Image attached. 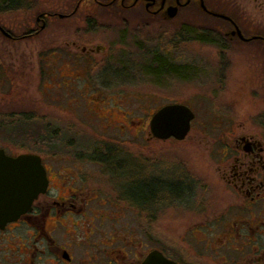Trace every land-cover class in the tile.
Masks as SVG:
<instances>
[{"label": "flooded vegetation", "instance_id": "af4514ba", "mask_svg": "<svg viewBox=\"0 0 264 264\" xmlns=\"http://www.w3.org/2000/svg\"><path fill=\"white\" fill-rule=\"evenodd\" d=\"M45 2L17 0V11L28 16L19 37L9 34L11 39H5L40 43L42 34L51 32L49 59L53 71L47 73V82L54 85L57 76L65 86L44 89L70 95L68 100L74 103L68 133L59 134L54 128L51 139L56 148L63 142L66 148L69 141L91 142L99 135L102 142L97 137L94 141L98 145L91 151L75 152L68 147L36 154L47 187L29 211L0 228V264H142L154 250L176 264H202L204 258L212 260L206 264H264V110L255 116L257 130L236 125L228 134L214 137L207 151L206 175L188 171L166 158L161 160L178 165V170L154 173L161 160L152 151L111 149L104 141L109 138L103 137L108 132H128L133 141L144 130L143 124L128 119L132 113L123 114L126 127L112 125L111 111L122 107L118 99L121 88L109 89L107 80L128 70L133 75L151 74L155 62L164 74L178 79L200 73L185 68L187 34L194 41L208 44L210 41L197 37L202 29L214 30L223 43L254 46L264 58V0ZM171 8L176 9L173 18L167 15ZM195 18L205 22L207 28L199 24L187 30V24L194 25L186 20ZM155 28L163 36L156 54L153 50L149 56L139 51L123 60L122 55L107 51V35L111 32H119L116 46L123 47L127 31H150L143 37L150 44ZM236 29L244 40L232 35ZM170 30L175 34L173 39L169 38ZM210 44L216 46L215 42ZM133 46L140 45L134 42ZM61 61L67 72L64 77L58 70ZM102 96L104 101L100 100ZM138 125L139 130H131ZM144 140L155 139L149 132ZM174 207L180 212H193L195 220L186 230L194 238L193 251L191 247L187 253L185 248L180 252L153 247L139 250V239L151 236L154 220L159 215L168 218ZM127 221L132 226L123 227L122 222Z\"/></svg>", "mask_w": 264, "mask_h": 264}, {"label": "rangeland", "instance_id": "374dc122", "mask_svg": "<svg viewBox=\"0 0 264 264\" xmlns=\"http://www.w3.org/2000/svg\"><path fill=\"white\" fill-rule=\"evenodd\" d=\"M39 1L47 3L45 2L47 0ZM27 16L20 11L0 12V26L18 34L22 29V22L26 21ZM186 22L194 25L187 24L186 29H195L199 24L202 28H207L204 26L205 22L196 18L195 20H186ZM158 29H154L153 42L150 44L143 40V37H146L150 31H127L123 47L116 46L119 32H111V35L110 33L107 35L109 41L107 51L111 55H122L123 60H127L139 51H143L149 56L150 50H153V54H156V47L161 44L158 42L159 40L162 42L163 39L162 31ZM170 31L169 38L173 39L175 34L172 30ZM201 32L207 35L210 43L215 42L216 46L194 41V37L187 34L185 35L183 56L186 70L195 69L196 72H200L197 73L198 75H193V77L187 74L184 78L178 79L164 74L163 69L155 62L154 69H150V73L155 75L149 73L148 75L139 73L133 75L128 70L123 73L124 76L120 74V76L112 78L111 81L107 80L105 86L109 89L121 88V95L118 99H120L122 107L111 111L112 125L123 124L126 127L127 123L123 114L132 113V117H128V119L143 124L144 129L138 132V138L133 141L129 140L128 132L121 134L108 132V135L105 133L103 137L109 138V140H104L107 141L105 143L108 144V147L119 151H152L155 157L159 158L158 160L166 158L174 164L180 163L179 165L188 171L206 175L209 171L206 163L207 151H209L214 137L228 134L230 128L236 125H243L250 131L257 130L259 121L255 116L264 110V58L261 56L262 53L254 46L223 43L214 30L202 29ZM201 32L197 38L202 39ZM50 33L45 31L40 43L35 41L9 42L0 33V67L7 75V79L2 81L0 86V120L6 107L11 110L16 109L20 114L29 116L33 114L36 123L29 124L30 128H27L26 124L21 127L23 132L27 129L33 135L36 134L35 129H37V133L44 134V129L51 131L54 128L59 129V134L63 132L67 134V125L73 120V112L70 109L74 103L72 100H68L71 98L70 95L63 93L56 95L52 89V93L44 89V87L62 88L65 86L63 79H58L57 76L54 78V85L53 82L49 84L47 82V73L53 71L49 59L53 49L50 46ZM134 42L140 46L134 47ZM58 65L59 75L64 77L67 74L65 65L62 61ZM100 100L104 101L103 96ZM169 104H184L195 114V120L188 136L180 142L175 140L147 142L144 138L149 134L151 114ZM81 110L79 113L83 112V109ZM74 112L78 111L74 110ZM87 129L89 130V128ZM137 129H140L139 125L131 128V130ZM22 138H16L14 141L11 137L7 138L0 134V149L4 150L8 156L31 153L30 146L19 143V141L27 140ZM96 138L102 142L100 135L96 136L94 140ZM112 138L116 140L113 141ZM94 140L80 143L69 141L67 148L65 142L57 148L53 144L41 145L37 148V152L45 154L47 151H64L69 149L68 147L75 152L91 151L98 145ZM174 164L161 160L153 168V172L174 173L178 170V165ZM207 193L209 194L208 191ZM187 204L193 207L191 202ZM168 214V218L159 215L154 220L151 236L139 239V250L146 251L153 247L154 249L166 248L169 251L180 252V248L182 250L185 248L186 252V249L191 247V251H193L194 238L186 232L192 225V221L195 220L193 212L191 213V210L180 212L178 207H174ZM129 225L132 226L130 221L122 222L123 227L128 228ZM210 260L204 258L201 263L206 264Z\"/></svg>", "mask_w": 264, "mask_h": 264}, {"label": "water", "instance_id": "95a60500", "mask_svg": "<svg viewBox=\"0 0 264 264\" xmlns=\"http://www.w3.org/2000/svg\"><path fill=\"white\" fill-rule=\"evenodd\" d=\"M202 8L204 9L203 5ZM176 9L167 11L169 18L175 16ZM4 38L11 36L0 27ZM232 35L244 40L236 29ZM194 113L184 105L171 104L158 109L149 122L150 135L158 141H183L190 131ZM47 180L39 156L23 153L8 156L0 149V228L17 221L30 210L38 195L45 192ZM142 264H176L166 259L160 252L151 251Z\"/></svg>", "mask_w": 264, "mask_h": 264}, {"label": "trees", "instance_id": "16d2710c", "mask_svg": "<svg viewBox=\"0 0 264 264\" xmlns=\"http://www.w3.org/2000/svg\"><path fill=\"white\" fill-rule=\"evenodd\" d=\"M16 3L17 0H0V10H2V12L17 11ZM4 30L12 37L16 38H18L17 36L23 32L22 29L18 34L7 29ZM201 36L202 41H208L209 38L207 37V35L202 33ZM6 76L7 75L5 71L2 69V67H0V86L2 85V81L7 79ZM7 108L9 107L5 108L2 114L3 116L0 120V130H2L0 134L2 136L5 135L7 138L11 137L12 139H14V141L16 140V138L23 139L22 137H24V139L27 140H25V142L19 141V143L27 145L28 147L30 146L31 148L29 149V151L32 154H39V152H37V148L41 145H55L50 136V129H44V134H40L39 132L37 133V129L34 130L36 133L35 135L30 134V130L27 129H25L23 132V128H21L23 125L26 124V127L30 128L29 124L36 123V118L33 114H31L32 116L20 114L19 111H16V109L11 110ZM21 134H23V136H21Z\"/></svg>", "mask_w": 264, "mask_h": 264}]
</instances>
